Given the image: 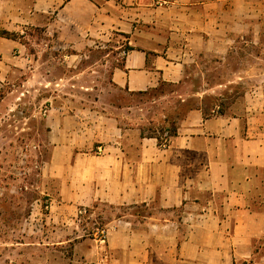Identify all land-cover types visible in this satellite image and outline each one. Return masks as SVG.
I'll use <instances>...</instances> for the list:
<instances>
[{"label":"crops","instance_id":"0c3cea01","mask_svg":"<svg viewBox=\"0 0 264 264\" xmlns=\"http://www.w3.org/2000/svg\"><path fill=\"white\" fill-rule=\"evenodd\" d=\"M0 31L20 36H0L7 96L65 86L93 46L121 58L109 84L141 94L180 85L203 59L249 45L264 52V0H0ZM55 59L64 70L56 81ZM246 74L259 80L239 110L193 108L163 145L142 136L130 106L53 104L47 176L55 203L129 210L128 226H115L105 244H75L78 263L264 264V67ZM138 205L160 212L136 223Z\"/></svg>","mask_w":264,"mask_h":264},{"label":"rangeland","instance_id":"374dc122","mask_svg":"<svg viewBox=\"0 0 264 264\" xmlns=\"http://www.w3.org/2000/svg\"><path fill=\"white\" fill-rule=\"evenodd\" d=\"M113 50L90 48L75 69L78 75L67 79L63 87L37 91L12 88L9 96L0 92V264H80L74 257L75 244L84 240L105 244L115 226H128L124 223L129 220L127 208L94 205L76 210L69 205L66 211L49 194L46 118L53 104L68 105L70 110H99L108 103L130 106L131 118H136L144 134L163 139L192 107L208 113L216 106L223 112L239 110L246 89L259 80L246 73L264 67V61L256 58L264 59V52L249 45L225 60L199 61L176 87L128 94L109 84L113 66L121 61L116 54L106 56ZM55 60L50 78L56 81L64 76V70ZM40 79L35 77L33 82ZM63 211L67 218H52ZM130 212L136 223H144V217L159 214L160 208L138 205ZM67 239L71 241L65 242Z\"/></svg>","mask_w":264,"mask_h":264},{"label":"trees","instance_id":"16d2710c","mask_svg":"<svg viewBox=\"0 0 264 264\" xmlns=\"http://www.w3.org/2000/svg\"><path fill=\"white\" fill-rule=\"evenodd\" d=\"M0 36L6 37V38H11V39H18L20 37L19 35L15 34V33H10V32H7V31H0ZM193 108H196V107H192L189 110H191ZM177 128H178V123H176V125L173 127V129H168L167 130V134L168 135L165 138H163V139H161L160 137H158L157 135H154V134H152V135H146V136L153 137V138H157L159 145H163L166 142H168V140H169L170 137H174V136L177 135ZM143 135H145V134H144V132L142 130V136Z\"/></svg>","mask_w":264,"mask_h":264},{"label":"built area","instance_id":"2783aa9c","mask_svg":"<svg viewBox=\"0 0 264 264\" xmlns=\"http://www.w3.org/2000/svg\"><path fill=\"white\" fill-rule=\"evenodd\" d=\"M123 54L125 55V52Z\"/></svg>","mask_w":264,"mask_h":264}]
</instances>
